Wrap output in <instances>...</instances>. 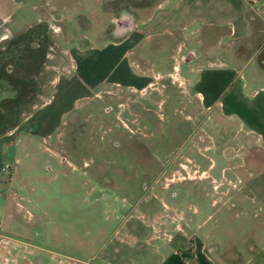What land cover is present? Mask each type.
I'll return each mask as SVG.
<instances>
[{
  "label": "rangeland",
  "instance_id": "1",
  "mask_svg": "<svg viewBox=\"0 0 264 264\" xmlns=\"http://www.w3.org/2000/svg\"><path fill=\"white\" fill-rule=\"evenodd\" d=\"M170 1L0 0V134L52 119L20 135L15 179L29 186L10 211L32 241L0 236V264H158L196 246L242 264L264 245V9L244 38L208 26L142 40L130 60L145 89L60 83L114 65L81 56L112 40L117 16ZM227 66L232 92L203 103L196 72Z\"/></svg>",
  "mask_w": 264,
  "mask_h": 264
},
{
  "label": "crops",
  "instance_id": "2",
  "mask_svg": "<svg viewBox=\"0 0 264 264\" xmlns=\"http://www.w3.org/2000/svg\"><path fill=\"white\" fill-rule=\"evenodd\" d=\"M261 9H264V0H171L168 4L154 9L151 15L141 20V22L134 13L121 14L114 19L112 40L101 46L85 49L81 56L85 58L89 54V56L98 55L100 60L110 59L116 61L114 65L104 74H100L95 69H88L89 71L85 72V77L89 78L90 82H82L78 75H74L73 77H61L60 83L64 82L66 86L81 85L83 89L108 83L145 89L151 79L149 74L136 71L130 60V53L142 40L163 37L177 30L192 31V29L198 27L205 28L208 26H227L232 36L238 39L244 38L251 29L248 12L254 10L260 14ZM235 68L234 66L202 68L196 72L195 84L199 86L198 94L203 103L217 104L223 93L232 92L239 75V71H236ZM86 96H77L76 100ZM50 104H52L51 98L43 106H49ZM34 116L32 114L24 122V126L0 134V161L7 154L14 156L15 159L13 180L7 182L2 179L0 174V200L4 197L2 203H0L2 211L0 236L24 239V243L28 246L31 245L32 241L33 222H22L19 216L14 215L10 210L11 206L15 205V200L17 204L21 205L17 200V197L20 196L14 188L22 189L29 186L26 181L18 183L15 179L17 167L21 164L20 151L26 144L21 141L20 135L25 133L29 142L28 137L33 136L37 128L47 130L52 120L51 116L47 115L48 117L45 116L43 120L35 121ZM251 238L255 241L260 239V235L258 233L254 234ZM252 252L253 256L248 257L247 261L242 264H264V245L262 247L255 245ZM216 253L214 246L209 249L206 246L188 247L183 250L173 249L158 264H235L232 261L237 258L236 254H241L240 251H237V253L234 251L230 255L229 261L225 253Z\"/></svg>",
  "mask_w": 264,
  "mask_h": 264
},
{
  "label": "built area",
  "instance_id": "3",
  "mask_svg": "<svg viewBox=\"0 0 264 264\" xmlns=\"http://www.w3.org/2000/svg\"><path fill=\"white\" fill-rule=\"evenodd\" d=\"M177 69V68H176ZM14 164L10 162H2L0 164V174L4 178H10L13 174Z\"/></svg>",
  "mask_w": 264,
  "mask_h": 264
}]
</instances>
